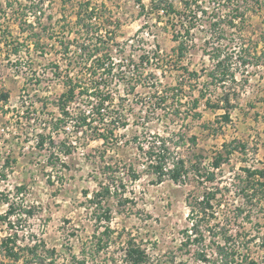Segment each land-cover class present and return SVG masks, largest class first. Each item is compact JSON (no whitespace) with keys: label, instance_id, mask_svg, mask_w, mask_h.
<instances>
[{"label":"rangeland","instance_id":"rangeland-1","mask_svg":"<svg viewBox=\"0 0 264 264\" xmlns=\"http://www.w3.org/2000/svg\"><path fill=\"white\" fill-rule=\"evenodd\" d=\"M19 1L27 3L29 0ZM101 1L94 0V3L100 4ZM149 1L104 0L105 5L100 4L98 13L100 20L96 23L91 21L94 28L110 29L114 37L112 45L117 44L115 48L118 46L121 49L114 52V57L120 61L122 72L119 80L112 81L110 89L116 98L121 99L128 125L118 128L115 138L106 145L102 144L101 139L94 138L97 132H92L89 126L82 127L79 134L80 128L74 127L72 123V120L80 116L78 112L89 114L88 97H77L69 117L61 116L57 107L58 99L66 89L68 58L75 57L76 50L72 41L76 29L74 18L70 15L61 19L60 14L63 11L74 14L76 4L69 0L63 7L61 0H45L41 15L29 14L28 21L36 22L34 31L43 36L44 48L33 47L29 51L21 48L29 74L37 81L31 80L29 85L21 88L22 83L11 79L0 88V121L4 120L3 105L9 97L11 100L16 99L24 90V94L29 95L28 99H32L29 105L24 104L27 105L22 130L25 139L0 140V214H4L10 203L16 206L14 214L6 219L0 217V237L12 235L19 246L42 240L46 249L54 250L53 254L46 253L49 259L45 264H52L51 259L54 264H72L73 255L78 259L81 257L84 244L87 252L97 246L99 232L95 234V231H101L103 226L94 218L96 204L92 199L99 189V182L105 178L115 179V186L121 181L126 183L123 197L129 201L125 206L118 205L117 198L120 199V196L116 198L111 194L103 202L112 210L110 225L115 233L108 246L94 252V260L88 252L86 263L125 264L122 261L125 241L127 234L131 233L138 240L142 239V245L147 247L152 259L160 260L161 264H169L168 258L179 249L183 229L191 225L188 199L200 194L211 184L191 174L183 184H178L168 176L158 178L151 168L147 169L143 164L146 160L139 158L137 145L151 140L155 135L170 139V152L176 155L192 158L203 154L205 167H209L224 141L237 139L247 144V154L240 151L232 154L230 162L223 164V172L218 173L215 185H228L230 188L223 197V204L215 206L213 221L220 220L227 208L232 211L236 205L234 203H238V175H244L242 166L264 171V0H247L245 21L236 26L230 24L236 14V1L200 0L204 1L201 5L206 13L192 30L193 38L186 36L185 23L188 25V22L185 18L143 10L141 5L147 6ZM38 17L40 19L37 22ZM214 20H217L216 31L221 33H217L219 38L214 33L211 35L209 21ZM16 22L11 21L10 30L15 37H19L21 30ZM42 24L49 25V30L41 31ZM109 25L113 27L109 28ZM174 35H177V40ZM61 40L65 44L71 43L68 58L59 52L63 50ZM181 40H185L187 46L182 57L177 50ZM218 42L224 49L221 57L229 55L231 59L230 71L236 73L237 81L227 78L221 86H204L203 89H206L204 92L207 95L211 93L213 97H221L230 87L232 101L235 93L239 94V104L232 111L230 122H222L220 115L223 109L205 107V99H201L197 109L201 112L200 117H194L186 111V100L198 97L205 76L189 77L184 68L189 67L190 71L202 73V68L212 65L204 49ZM242 46L251 61L246 67L240 63ZM142 54L147 55L146 64L140 60ZM89 62L87 59L85 62L82 60L80 67L74 65L70 69L76 71L82 80L85 76L89 79V75L84 76L83 73ZM1 64L4 61L0 54ZM57 64L61 66L59 70L55 68ZM3 94L8 97H3ZM159 98L169 101L174 98L176 102L158 104ZM173 105L180 107L179 114L172 112ZM77 106L80 109H76ZM113 111L112 106L107 107L106 115H113ZM34 115L37 116L36 120L30 122ZM52 117L64 119L68 123L69 135L58 130L52 139L54 146L49 139L45 148L35 146L31 141H34L42 123H48ZM98 118L90 113L88 120L94 121V126H100ZM47 123V127L52 125ZM75 135L81 138L75 139ZM191 135L197 136L196 145L189 141ZM61 139L71 144L72 140H76L74 149L69 156L64 157V162L52 156L55 155L52 154L54 151L58 152L56 143ZM5 146L11 149L8 155ZM23 147H26L25 150ZM4 156L8 157L7 164L4 163L6 157L2 158ZM131 164L136 172H140L137 180H131L129 176ZM108 165L112 167L107 169ZM19 187L22 189L18 190ZM122 190L117 192L121 194ZM28 206L34 210L33 216L29 218L22 213L24 207ZM248 209V215H242L245 218L239 217L234 222L232 231H241L250 239L244 248L247 249L248 260L264 264V201ZM119 233L124 234L119 237ZM203 234L208 241L209 232L204 230ZM0 260H5L2 255ZM5 261V264H17Z\"/></svg>","mask_w":264,"mask_h":264},{"label":"trees","instance_id":"trees-1","mask_svg":"<svg viewBox=\"0 0 264 264\" xmlns=\"http://www.w3.org/2000/svg\"><path fill=\"white\" fill-rule=\"evenodd\" d=\"M61 1L63 4L62 6L64 7L69 0ZM71 1L76 4V12L74 14H66L63 11L60 15L61 19H66L70 15L74 18L76 29L74 30L75 36L72 41H74V48L76 50L75 57L70 56L71 43L69 42L65 44L62 40L60 41V46H62L61 48L63 50H60L59 52L62 53L63 56H67V58L68 56L70 57L68 58V65L65 71L66 89L60 95L57 107L61 116L64 118L69 117L71 113V105L75 102L77 97H88L90 106L89 114L78 112L80 116L78 115V118L75 120L76 126L77 128L89 126V129L92 130V132H97L96 134L94 133V138L101 139L102 144L106 145L110 143V140L115 138L118 128H125L128 125L127 115L123 113L122 101L120 98H116L112 89H110L112 81L119 80V74L122 72L120 61H117L114 57V52H117L118 50L121 51V49H119L118 46L115 48L117 44L112 45L114 44V42H112L114 37H112L111 31H109L110 29H103V27H100L101 29L98 27L94 28L92 25L93 23L91 22V19L93 15H98L100 12V4L101 6L105 5L104 0L96 5L94 0ZM224 1L230 2L233 0ZM234 1L237 2L235 7L236 14L230 24H235L236 26L238 23L245 21V2L247 0ZM176 2L179 4L177 5ZM203 2L204 1L200 0H150L149 5L145 6L143 4L141 6L143 10H148L149 12L160 13V11H164L167 16L176 14L185 18L188 22V25L185 23L186 36L193 38L192 30L197 27V21L203 20L202 17L204 13H206V11L202 9L201 4ZM45 3V0H29L27 3H23L19 0H0V44L2 42L6 45L12 44L13 50L16 52L21 48H25L29 51L31 46L35 49H42L43 36L41 33L34 31V25L36 22L30 23L28 17L30 13L41 15ZM48 17L52 18L50 15H48ZM39 19L40 18L38 17L37 22ZM12 20H17L16 23L21 30V36L19 37H15L10 30V23ZM209 27L211 35L213 36L212 33H214L216 34V37L219 38L217 33H221L217 32L215 28L217 27V20L209 21ZM48 30L49 25H41V31L46 32ZM26 32L29 33L26 34ZM176 36L177 35H174L175 40H177ZM34 37L36 39H34ZM49 38L51 37L49 36ZM219 42L216 44L211 43V47L204 49V54L212 61V65L202 68V73L195 70L190 71L189 67L184 68L189 77L199 78L201 75L205 76V81L202 84L200 89L201 93L198 97L193 100H186V111L187 114H191L194 117H200L201 112L197 111V109L200 105L201 99H205V107H211L215 110L223 109L224 111L220 115V118L223 120L222 122H230L232 111L235 110L239 104V94L235 93V98L232 101L230 87L221 97H213L211 93L210 95H207L208 93L204 92L206 89H203L204 86H221L223 82L227 81V78L234 82L237 81L236 73L230 71L231 59L229 58V55L228 57H221L224 49ZM186 47V41L181 40L177 49L180 57L183 56L184 50L187 49ZM243 48L245 47L242 46L239 57L241 59L240 63L246 67L251 61L248 54H246V49ZM262 53L264 55V49L262 50ZM146 58L147 55H140L141 60ZM85 59L90 60V62L89 66L83 71L84 76L89 75V79L85 76L84 81L76 71H73L70 67H73L74 65L80 67L79 64L82 60L85 62ZM55 68L59 70L61 66L57 64L55 65ZM98 77L100 78L99 80ZM233 89L235 90V88ZM212 90L214 91L215 89ZM3 97L7 98L8 95L3 94ZM174 98H172L173 100L171 101L165 98H159L158 104H172L173 102H176L174 101ZM111 106L115 113L111 116L108 114L106 115L107 107L111 108ZM78 108L79 106L76 107V109ZM172 108V112L174 111L176 114H179L180 107H175V105H173ZM90 113L99 117L97 122L100 126H94V121L88 120ZM104 115L107 116V118H105ZM109 116L110 118H108ZM65 122L64 119L60 118H57L56 121L51 120V126H44L43 133L40 134L37 146L45 148V146H47V139L52 141L55 133L60 129V123L64 124ZM102 125L105 127L102 128ZM76 138L81 137L76 136ZM169 141L170 139L166 136L155 135L147 142H139L137 145L139 158L141 160L143 157V159L146 160V163H143L146 168H151L158 178L168 176L174 183L183 184L191 174L192 177L197 178L198 180H205V183L211 185H207L204 191L200 194L194 195L188 199V217L191 221V225L187 226L182 231L179 249L176 251L177 255L175 253L169 257L167 262H169V264H258L253 259L250 261L248 260V255L246 254L247 249H244L246 248L247 243L250 242V239L243 235L241 231L234 233L232 227L239 217L245 218V216L242 215H248V208L261 204V202L264 201V171L259 172L249 166H242L241 170L244 172V175L241 173L238 175V187L240 189L237 197L238 203H234L236 205L233 207L234 209L232 211L227 208L220 220L213 221L212 217L215 206H221L223 204V197L230 188L228 185H215L218 173L219 171L223 172L222 166L224 163L230 162L232 154H235L237 151L247 154V144L237 139H233L230 142L224 141L221 149L216 151L209 167H205L202 160L204 158L203 154L200 153L194 155L192 158L186 157L182 154L176 155L170 152V145H168ZM189 141H191L193 145H196L197 136L191 135ZM52 143L54 146L53 141ZM74 146V144L68 143L66 139H61L59 143H56V149L58 152L63 153L65 156L71 154ZM58 152L54 151L52 154L55 155L52 156L57 158V160L64 162ZM49 162L50 160H48V163ZM7 163L8 159L5 164ZM132 166L133 165L131 164V174L129 171V176L131 180H137L140 178V172H136V169ZM111 167L112 165H108L107 169H110ZM3 176L6 175L3 174ZM104 180L99 182V189L95 191V196L92 199V202L96 204L94 218L99 224H102L101 226H103L101 231H99V229L95 231V234L99 232L98 242L96 243L97 246L88 251L93 260L95 256L94 252H99L100 249L108 246L110 244V239L115 233L110 225L112 221V210L103 202L107 201L108 196L111 194L116 198L120 196V199L117 198L118 205L121 204L122 206H125L126 202L129 201L127 197H123L126 183L121 181L115 186L113 185L115 179L110 180L105 178ZM121 188L123 190L120 192L121 194H119L117 191ZM21 189L22 187L18 188V190ZM15 207L16 206L10 203L8 209H6L4 214H0V217L2 219L8 218L15 213ZM22 213L29 218L33 216L34 210L31 206L24 207ZM240 228H243V226H240ZM204 230L209 232L208 241L204 239ZM123 234L119 233L117 236L121 237ZM127 235L128 237L125 241L124 248L125 252L122 259L125 264H161L160 260L152 259L147 247L142 245V239L138 240V238L131 235V233H128ZM47 252L53 254L54 250L46 249V245L42 240L37 239L33 241V243H29V245L19 246L12 235L0 237V255L9 262H15L18 264L24 261L26 264H45L47 259H49L48 255H46ZM88 252L86 251V244H84L81 249V257L78 259L76 255H73L72 264H87L86 259ZM180 255L181 258L178 259ZM5 260H0V264H5ZM50 262L54 264L53 259H51Z\"/></svg>","mask_w":264,"mask_h":264},{"label":"built area","instance_id":"built-area-1","mask_svg":"<svg viewBox=\"0 0 264 264\" xmlns=\"http://www.w3.org/2000/svg\"><path fill=\"white\" fill-rule=\"evenodd\" d=\"M159 14L166 16L164 11H160ZM98 20H100L99 16L97 14L93 15L91 21L93 23H96L98 22ZM110 27L112 28L113 26H110ZM30 48H33V47L31 46ZM22 53H23L22 49H20L17 52L13 50L12 44L6 45L4 44V42L0 44V54L2 55L3 61H4V64H1L2 66H0V88H2V84H4L6 81H9L11 79L22 83L21 88L24 85L26 86L29 85L31 83V80L37 81L36 78H32V75L29 74V70H28L29 67L24 61ZM141 61L143 64H146L148 62L145 59ZM22 92L23 94L21 95L18 94L16 99L11 100V98L9 97L8 101H6L7 103L5 102V104L3 105V108L5 110V114L3 115L4 120L0 121V138H1L0 140H2L3 142L6 139H16V140H21V141L25 139V135L22 132L24 118H25L27 105L30 104L32 99H28L29 95H25L24 90ZM25 103L27 105H24ZM73 109L74 107H72L71 105V108H70L71 113ZM34 116L35 117H32L30 119V122H34L36 120L37 116L36 115ZM51 120L56 121L57 117H52L48 121V123L47 122L42 123L40 129L38 130L39 133L37 132V134L35 135L34 141H31L32 143H35L34 144L35 146H37L39 142L40 134L43 133L44 126L46 125V123L50 125ZM75 120H72L74 127L76 126ZM69 128L70 127L68 123H64L60 126L59 131L63 130L64 133L69 135V131H68ZM81 132H82V127H80L78 133L80 134ZM76 136L77 135H75V139H76ZM71 142L72 144L76 145V140H72ZM5 148H7V155H8L11 149L8 148L7 146H5ZM58 153L60 157L64 160V157L66 156H64V154L61 152H58ZM5 157L6 156L2 158L4 159ZM7 158L8 157L5 158L4 163Z\"/></svg>","mask_w":264,"mask_h":264}]
</instances>
